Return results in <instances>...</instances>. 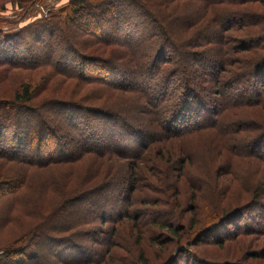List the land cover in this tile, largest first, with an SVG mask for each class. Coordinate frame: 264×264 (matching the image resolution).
I'll use <instances>...</instances> for the list:
<instances>
[{"label":"trees","instance_id":"trees-1","mask_svg":"<svg viewBox=\"0 0 264 264\" xmlns=\"http://www.w3.org/2000/svg\"><path fill=\"white\" fill-rule=\"evenodd\" d=\"M253 1L264 3L69 0L23 28L0 29V65L50 68L52 73L76 82L71 95L65 97H39L50 74L34 85L21 83L11 96L0 94V158L39 165L43 162L31 161L37 153L43 155L45 150L50 155L58 151L60 156L45 159L55 160L57 166L72 162L75 151L68 153L63 146L71 140L81 143L76 152L97 153L103 162L108 153L132 159L127 171L131 184L118 203L100 194L106 185L98 183H108L107 169L101 173L100 165L86 168L80 178L84 182L70 188L67 186L74 183L58 179L53 170L46 171L45 178L36 183L28 179L23 168L25 174L20 175V181L8 177V172H0L1 182L10 184L6 190L0 189L5 190L0 193L1 264H89L91 257L82 235L92 237L95 230L84 226L90 216L103 228L107 220L101 215L107 212V206L114 209L116 219H111L114 224L99 253L105 261L110 255L113 264H147L141 249L146 232L165 230L176 242L175 249L158 264H167L171 259L178 264H221L198 251L197 245L207 233L217 232L211 240L219 246L226 239H238L246 230L264 232V178L257 184L249 179L250 173L258 177L259 164L264 160V18L248 16L252 13L244 11L243 5ZM182 7L189 8L188 14ZM5 22L12 25L11 21ZM133 28L140 33L127 42L133 38ZM79 30L88 35L74 44L72 37H77ZM174 45L177 48L172 50ZM102 47L110 53H96ZM200 48L205 50L201 52ZM209 48L217 54L213 61L203 57ZM58 49L61 51L57 54ZM250 51L255 53L251 56ZM240 53L248 55L240 58ZM189 58L198 59L211 77L212 95L204 94L192 81L194 71L184 67ZM235 65L241 68H229ZM234 83L240 84L237 94L230 92ZM85 84L99 85L98 91L103 93L89 102L85 97L77 99ZM127 92L133 94V109L143 115L145 124L114 105V99L125 97ZM32 114L36 125L30 127ZM61 116L69 127L58 136L63 127L58 121ZM154 129L161 137L175 138L182 145L174 163L165 154L171 157L174 144L172 148L155 146L151 151L150 133ZM202 130L215 132L217 142L211 148L215 155L207 152L204 169L197 166L196 170L191 163L197 155L184 141ZM74 132L76 138L72 137ZM54 144L59 146L57 151ZM26 148L33 151L27 153ZM171 171L177 172V178L173 179ZM181 176L191 184L186 199L194 215L187 225L179 224ZM222 176L239 181L238 190L229 182L220 184ZM228 192L230 199L232 195L248 196L243 202L229 201ZM86 195L93 196V206L83 215L76 213L74 206ZM199 211L204 217H197ZM245 213L251 223L245 222L242 230L230 228ZM124 218L128 219L129 242L132 235L131 244L141 247L139 255L133 253L129 258L118 253L122 245L115 243L116 239L123 240V229L115 223L124 222ZM106 263L110 264L108 260Z\"/></svg>","mask_w":264,"mask_h":264},{"label":"rangeland","instance_id":"rangeland-1","mask_svg":"<svg viewBox=\"0 0 264 264\" xmlns=\"http://www.w3.org/2000/svg\"><path fill=\"white\" fill-rule=\"evenodd\" d=\"M68 1L69 0H37L36 2L30 3L29 0H0V26H1L0 29H3L5 31L9 29L23 28L27 26L29 23H31L32 21L36 19H41L47 16L49 12L54 11V10L56 11L59 7L66 4ZM243 5L245 6L244 11H248L252 13L251 15L247 14L248 16L250 17L257 16L259 20H262V18H264V3L260 4L259 1H253V2L245 3ZM182 8L184 9L185 14H188L189 8L188 9L186 7H182ZM135 12L136 11H134V13ZM5 21H9V22L11 21L12 25H9L8 22H5ZM262 25L264 26V22ZM243 30L244 29H242L241 31ZM133 31H134V28H133ZM139 31L140 30L136 29L132 34L133 38H130L131 40L129 39L127 40V42H131L134 38H136L140 33ZM233 33H238V32L233 31ZM77 34H78L77 37L76 36L72 37V41L74 42V44H76V41L80 40L81 37H84V35H86L87 33L85 32L84 34L82 30H79ZM26 37H27L26 33H23L22 38L26 39ZM175 45H174V48L172 47V50L177 48ZM167 47H170V46H167ZM102 48L103 49H100L96 53L109 54L111 51L108 48L107 49L105 47H102ZM203 50L205 49H201V48L199 49V51L201 52ZM60 51L61 50L58 49L56 50V53L58 54L60 53ZM35 52L38 53V51H35ZM254 53H255L254 51H250L249 55L252 56ZM246 55L248 54L240 53L239 57L242 58V56L245 57ZM174 57L175 59L178 58V56H175V55ZM203 57H205V60L209 58L210 60L213 61L214 59H216L217 54L209 48ZM190 61H191V58H189L186 61L187 63L184 64V67L188 71H192V72L194 71V73H192V81L195 84H197L196 86L202 89V92L204 94L208 96L212 95L214 83L211 80V77L208 75L206 69L198 63V59L195 60L193 58L192 61L191 62ZM229 68L234 70L236 68L240 69L241 67H239L238 65H235ZM51 71L52 70L50 68H39V69L33 70V69H24V68H18V67L9 68V67H6V65L4 66L0 65V94L3 96H11L10 94L16 91V89L20 86L21 83L29 82L31 85H34L35 83L37 84L38 81L40 82L42 80V78L44 77L43 75L50 74L52 78L50 77V79L46 80V87H44L43 89L41 88L43 92L39 94V97L54 96L53 98L55 97L57 98V97H65L66 95L68 96L71 95L72 88L76 87L75 80L67 78L58 73H54V71L52 73ZM176 79L177 78L175 77L173 81H176ZM220 82L218 84V87L221 86ZM239 86L240 84L238 85L234 83L230 88V92L237 94L240 89ZM99 87L100 86L96 84L95 85L85 84V86L82 85L83 90L79 92V94L77 95V99H81L85 97L86 98L85 101L89 102L90 101L89 99H92L95 96H100L103 93V90H102V93L98 91ZM169 90L172 91V85L169 88ZM262 92L264 94V90H262ZM107 95L105 94L104 97H106ZM132 95H133L132 93L127 92L125 97H122V98L116 97L114 99L116 104L114 105H116L119 109L123 111L126 110L127 112L131 113V115L134 116L141 125L142 123L145 124L146 122L143 121L144 120L143 115H141L137 111H134L133 109V106L131 103ZM111 102H113V100H111ZM30 119L32 121V122L30 121L31 122L30 127H32L33 125L35 126L36 123L34 122L35 117L33 114L30 115ZM58 121H60V123L63 125L62 129L58 132V136H60L62 133L66 131L65 129H68L69 123L66 121V119L63 116H61L58 119ZM145 127L146 128L148 127L147 124L145 125ZM154 131L155 132L150 133V136L152 135L153 137V139H151L153 140L152 141L153 146L151 148V151L153 152L152 149L153 148L155 149V146L157 147L159 145H163L165 147L166 146L171 147L174 144L172 146L173 148L171 147L172 148L171 157H169L168 153L165 152L166 158L168 160L171 158V163H174L177 157V153L180 152L179 149L180 147H182V145H180L179 144L180 142H177L175 138H163L158 132H156L157 130L154 129ZM72 137L76 138V132L73 133ZM148 138L147 140H150V137ZM216 142H217L216 134L215 132L211 130H202L199 133H196L194 136H192L190 140L188 139L184 141V143H186V146L189 145L190 149L193 152H195L197 155L198 159H194V160L192 159V163H191L193 164V166H195L196 170L198 167L204 169V165L202 167V164L205 163V155L207 152L208 154H210L211 152L212 153L211 156L215 155V151L212 150L211 148ZM54 145L57 151L59 146L57 144H54ZM79 145H81L80 142L75 144L71 140L63 144V146L66 147V149L68 150V153L70 151L71 152L75 151L73 153L74 156L71 160L72 162L57 164V166L55 165V162H56L55 160L45 162V159L47 156L57 157V156H60L61 154L57 151L49 155V153H47V151L44 150L43 155H42L43 152L40 154L37 153L35 155L36 156L35 158H31V161L32 160L35 161L37 159L43 162L42 164H39V165L29 163V165L27 166L24 163L13 162L5 158H0V172L2 171L8 172L7 174L8 177L10 178L12 177L13 179H15V181H20V175L25 174V171H21V168H23L27 170L28 179L31 180V182L36 183L41 178H43V176L45 178L46 171L53 170L54 174H56L58 179L60 180L66 179V181L69 179L70 183H74L73 185L70 184V186H67V188H70L71 186L80 185L84 182L80 178H82V176L85 175L86 168L93 169L95 166L100 165L102 167L101 173L103 171V174H105L106 169H107L106 175L108 174V178H106L108 183L107 182L104 183L102 182V180L100 183H98V185H102V186L106 185L104 189L102 188L103 190L100 192V194L106 195V198L110 202L116 201L118 203L121 200L123 201V198L121 199L120 195L121 194L124 195L125 192L127 191V188L131 184V182H128L129 175L127 171L128 169H130V163L132 159L131 158L119 159L116 155H110V153H108L106 154L107 156H105L106 161L103 162L101 157L98 156L99 154L97 153L83 152V151L76 152ZM178 145L180 146L178 147ZM26 149H27V153L33 151L32 148H30L31 150L29 148H26ZM193 157H195V155ZM156 160L158 161L159 157L156 156ZM262 161L263 162L262 163L260 162L259 164L260 173L258 177L251 175L250 173L249 179L253 183L257 184L262 180V177L264 178V174L262 175V171H264V160ZM197 162H199L200 165ZM191 164H189V167H191L190 166ZM61 169L65 170L66 172ZM77 174L79 175L78 179L76 178ZM171 174H172L173 179L177 178L175 177L177 175V172L171 171ZM7 175L4 174L3 177H6ZM100 178L101 177H99L98 179ZM1 179L2 177H0V189H3L2 187H4L5 190L10 188V184L9 183L6 184V182L4 181L1 182ZM179 180L181 183H178V184H180L181 186L179 190L180 193L178 196L181 198V200H180V206H179L180 207L179 209L180 210V213H179L180 223L179 222L178 223L187 225L189 221H192V218H193L192 215H194V212L192 213L191 211H189L190 201L186 199L187 198L186 191L189 190L187 189V186H190L191 184L185 181L183 176H181ZM219 180H220V184L223 182L224 183L229 182L232 184V188H235L236 190H238V188L236 187H238L237 184H239L240 182L239 181L237 182V180L236 181L233 180L230 176H222L220 177ZM92 183L94 184L96 183L97 185V182H92ZM5 190H2V191H5ZM2 191L0 193H2ZM207 192L208 191H206V193ZM230 194H231L230 192H228L227 194V199H229V201L236 199V200H239V202H243L247 199V196H248L247 194H242L239 196L232 195L231 197L232 199H230V196H229ZM92 197H93L92 195L91 196L86 195L84 200H82L81 202H77L76 206H74L73 208L75 209V211H77L76 213H80L83 215L85 210H87L89 207H92L93 206V203H91L93 199ZM121 207H122V203H121ZM107 208H108L107 212H103L101 215L104 217V219L107 220L106 223L103 225V228H100L101 224L99 223V221H94L95 219H93V217L91 219L90 216L87 219L89 220V223L86 226H84V227L92 228V231L95 230L92 233V237L88 236V234L86 233L85 235H82L85 237V241L83 242V245L87 247L88 255L89 257H91L90 258L91 262L89 264H107L106 263L107 260L109 261L110 264H113L112 260H110V255H107V260L105 261L103 259L104 256H102V252L99 253V251L105 245V242L107 241L106 237L108 236V232L111 230L114 224V220L111 221V219H114L116 217V212H114V209L111 208L110 206H107ZM179 210L177 212H179ZM122 211L123 209L121 208L119 212L121 213ZM260 212H263V209ZM251 214H254V212H252ZM196 215L197 217H204V213H202L201 211H199ZM246 215L247 214L245 213L244 216L241 218L242 220L240 219V221L236 223L235 225L231 224L230 228H233V230L235 231L244 229L246 226L245 222L247 224L251 223L250 219L247 218ZM108 219H110V221ZM247 220L249 221L247 222ZM122 221L124 222L115 223L117 224V227H122L123 229V236H122L123 240L121 241H119L118 239L115 240L116 241L115 243H117V245H122V246H119L120 248L117 249V251L121 256H124L125 258H129L130 256H132L133 253L134 254L138 253L137 255H139V249L141 247L140 246L136 247L131 244V241L133 243V240H134V237L132 235H130V242H129V236L127 234L128 219L124 218L122 219ZM253 226H254V223L252 227ZM262 231L263 229H260V230L255 229V232H252V231L250 232L249 230L247 232L246 230L244 231L245 234H243V236L241 234L238 236V239H235V240L226 239L223 242H221L220 243L221 245L219 246L216 245V243H212V240H211L212 237L216 235L217 232H210V233H207L204 236V238H202L200 243L197 245L198 251L201 252L205 257H212L213 260H219L221 264H264V232ZM236 240L239 242H237ZM128 243H130V246L128 245ZM175 243L176 242L172 239V236H169L165 230L152 232L151 234H148L146 232L145 235L142 236V241H141L142 248L141 249H143L142 250L143 256L145 257L147 264H158L159 261H161L164 258V256H168L175 249L176 247ZM178 257L180 259V256ZM171 258H169L168 260H170ZM3 262H4L3 260H0V264ZM189 262H191V259L189 260ZM167 264H178V262L177 261L173 262V259H171L170 261L167 262Z\"/></svg>","mask_w":264,"mask_h":264}]
</instances>
